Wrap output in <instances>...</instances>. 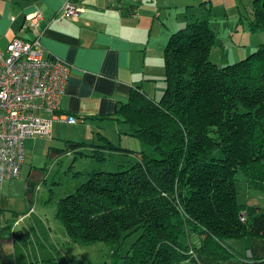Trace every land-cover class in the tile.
Returning <instances> with one entry per match:
<instances>
[{
  "label": "trees",
  "instance_id": "trees-1",
  "mask_svg": "<svg viewBox=\"0 0 264 264\" xmlns=\"http://www.w3.org/2000/svg\"><path fill=\"white\" fill-rule=\"evenodd\" d=\"M251 3L250 16L242 14L239 22L245 18L250 31L264 32V0ZM216 42L209 18L173 32L164 50L161 97L138 84L112 116L120 134L128 128L124 133L147 150L123 148L104 133L90 142L66 139L64 148H54L56 156L74 151L101 162L112 151L138 153L120 170L93 171L60 201L57 217L71 242L115 245V264H186L189 258L212 264L224 259L218 251L228 241L246 239L252 259L264 264V207L238 198L241 183L264 192V42L223 66L211 59ZM26 186L31 196L37 187L33 175ZM20 232H14L17 240ZM193 233L201 242L193 246L194 255Z\"/></svg>",
  "mask_w": 264,
  "mask_h": 264
},
{
  "label": "rangeland",
  "instance_id": "rangeland-1",
  "mask_svg": "<svg viewBox=\"0 0 264 264\" xmlns=\"http://www.w3.org/2000/svg\"><path fill=\"white\" fill-rule=\"evenodd\" d=\"M251 2L252 0H163L161 16L157 17L156 22L164 31L172 30L168 33L170 37L173 32L185 27L189 22L198 18H209L211 26L217 32V42L212 49L211 59L219 66H223L236 62L254 51L256 46H244V43L249 42V35L259 37L258 42H264V32L250 31L248 21L245 18L243 23L239 22L242 14L247 17L250 16ZM169 37L162 47V55H164ZM256 44L254 41L253 45ZM247 48L248 51L245 55H241V52ZM156 68L154 84L148 94L158 99L166 87L165 60L162 67ZM43 114L45 115V113ZM57 122L61 121H56L51 137L29 138L25 142L26 162L23 165L21 175L15 179V182L22 187V194L19 195V206L11 212L10 216L12 231L14 227H17V231L23 232L19 234L17 246L20 250V256L26 254L31 258L26 264H115L117 262L114 254L115 245L105 242L80 245L71 242L62 221L57 217V210L60 201L75 192L89 178L90 173L96 170L105 172L120 170L124 167L121 166L122 163L136 161L138 153L127 155L122 154L123 152L112 151L110 157L101 162L74 151L56 156L53 150L54 148H64L66 146L65 139L97 140L99 137L98 130L110 133L108 134L110 139L123 148L141 151L147 150V147L135 136L124 133L129 131L128 128L121 129L122 134L118 130L117 132L113 131L114 120H106L102 124L96 122L75 123L69 127L67 124ZM79 131H88V133L82 135ZM85 150L87 152L89 148ZM148 152L154 156L151 150ZM75 155H77L76 158ZM31 170V176H34L37 187L31 195L30 201L27 202L24 194L25 184ZM252 188L248 191L246 184H239V200L246 202L249 199L247 203L264 207V192ZM246 215V212L241 213L243 218ZM137 236L134 233L126 238L121 250L122 254H126ZM189 237V248H191L189 253L194 255L193 246L201 245L200 238L196 233ZM253 240L254 238H252ZM255 243L257 244L256 238ZM218 252L221 253L220 257L224 259L221 261L214 259L212 264H257L252 259L254 248L246 239L230 240L228 241V248ZM186 264L199 263L197 260L195 263L189 258Z\"/></svg>",
  "mask_w": 264,
  "mask_h": 264
},
{
  "label": "crops",
  "instance_id": "crops-1",
  "mask_svg": "<svg viewBox=\"0 0 264 264\" xmlns=\"http://www.w3.org/2000/svg\"><path fill=\"white\" fill-rule=\"evenodd\" d=\"M66 1L0 0V46L5 47L14 38L41 37L47 55L59 56L70 65L60 112L85 120L77 123L115 121L112 116L129 100L132 89L141 84L149 93L156 67L163 65L162 47L172 31H164L156 22L163 0H74L83 7L80 16L59 20L55 16ZM37 10L43 17L31 24L27 16ZM248 37L244 46H256L255 50L261 43L259 37ZM247 51L244 49L241 55ZM57 123L68 127L75 124ZM117 130L115 121L113 131ZM103 132L110 134L98 130ZM15 181L8 180L0 187V264H26L31 260L26 254L20 256L14 235L17 227L12 231L10 225L11 212L19 206L22 194L21 185ZM24 194L29 202L26 184Z\"/></svg>",
  "mask_w": 264,
  "mask_h": 264
},
{
  "label": "built area",
  "instance_id": "built-area-1",
  "mask_svg": "<svg viewBox=\"0 0 264 264\" xmlns=\"http://www.w3.org/2000/svg\"><path fill=\"white\" fill-rule=\"evenodd\" d=\"M75 14L68 6L62 17ZM40 47L15 39L0 48V187L20 175L27 139L51 137L54 121H76L60 112L70 65L44 58Z\"/></svg>",
  "mask_w": 264,
  "mask_h": 264
},
{
  "label": "bare ground",
  "instance_id": "bare-ground-1",
  "mask_svg": "<svg viewBox=\"0 0 264 264\" xmlns=\"http://www.w3.org/2000/svg\"><path fill=\"white\" fill-rule=\"evenodd\" d=\"M68 6H73L75 7L76 9V14L75 15H72V16H64L62 17V14L63 12L65 11V9L68 7ZM83 11V7L81 5L78 4V2L74 1V0H67L64 5L58 10L57 14H56V18L59 19V20H65V19H77L80 14L82 13ZM28 19L31 21V24H34L38 18H41L43 17V14L40 10H37L33 15H28L27 16ZM15 39H20V40H23V41H29V42H34L36 40H39L40 43H41V52H42V55L44 58H49V57H53V58H57L59 60H63L61 57L59 56H54V55H47L46 54V49L43 45V42H42V39L41 37L37 36V37H34L32 40H24V39H21V38H14L13 40ZM13 40H11L10 42H12ZM9 42V43H10ZM9 43L5 46V47H1V49L3 50H6L7 46L9 45ZM35 57H37L38 55H34ZM69 71H70V67H69Z\"/></svg>",
  "mask_w": 264,
  "mask_h": 264
}]
</instances>
